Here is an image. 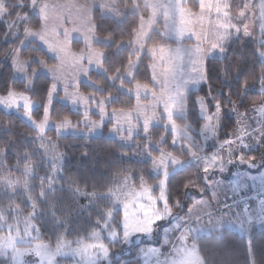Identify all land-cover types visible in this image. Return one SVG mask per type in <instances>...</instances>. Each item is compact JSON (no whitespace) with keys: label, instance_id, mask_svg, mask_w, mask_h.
Wrapping results in <instances>:
<instances>
[{"label":"rangeland","instance_id":"obj_1","mask_svg":"<svg viewBox=\"0 0 264 264\" xmlns=\"http://www.w3.org/2000/svg\"><path fill=\"white\" fill-rule=\"evenodd\" d=\"M102 2L103 0H35V2L29 0L31 16L36 15L40 19L39 27H34L28 24L31 16L21 12V8L18 9L14 19L7 17L6 0H0V19L5 22L8 32L5 39L8 42L17 41L8 58L15 77L25 81L29 88L33 86L39 75L49 77L55 85V89L51 87L49 91L44 107V118L41 121L34 120L32 116V112L39 105L38 102L31 100L24 93L0 94V108L8 113H20L38 132L37 139L40 143L45 140L44 134L51 129L59 135L94 137L102 135L105 125L111 122L108 131H105L108 137L117 139L124 146H135L141 152L147 153L148 148L158 146L151 144L152 127L163 125L173 134V144L182 147L189 156L184 159L166 152L159 155L166 158V164L153 163L152 173L161 176L157 193L150 186L151 195L156 197L155 201L150 200L148 194L143 192L147 184L138 187L134 185L132 174L121 175L115 185L100 196L111 205L112 208L109 210L103 209L97 203L95 195L75 190L74 197L77 201H81V204L71 211V214H80L85 218L87 214L93 212L97 223L90 233L73 239L66 238L67 232H72L74 228L71 225L72 216L67 219L53 216L57 223L54 224L64 228L56 230L50 228L52 242H48L41 240V232L35 222L37 210L30 215H24L18 209L6 212L0 209V226L4 230L0 237V256L4 264H113L117 259L119 264L137 259L141 264H172L173 261H178L180 264H204L195 241L198 236L215 233L223 228L239 232L236 225L242 221V218L238 216L233 218L231 213L216 214L203 222L199 217L219 204L223 191L227 189L228 183H223L219 178V170L225 171L230 184L236 183L228 176L232 174L233 163L243 176L257 177L256 173L261 167L260 161L249 160L244 152L248 151L250 137L254 138L261 132L264 102L249 114L239 116L238 129L224 142L218 141L216 133L222 114L217 113L216 110L209 113L203 99L199 100L200 114L205 119L199 131L200 138L193 135L189 125L182 126L177 122L174 124L173 121L175 116H186L188 93L206 82V75L196 82L193 81L195 77L203 74L209 57H223L230 42L236 38H242L247 42L264 43V0H237L236 10L232 9V0H132L131 4H121L122 0H107L111 8L118 10L119 16L107 8H101ZM20 4L23 7L24 4ZM95 9H99L102 15L119 22L131 14L142 16L133 40L118 45V50L128 47L137 56L123 73L111 79L113 84L117 79L131 80L142 55L146 54L151 59L149 68L152 87L136 84L127 88L122 83L118 84V88L135 99L136 102L131 109L110 108L109 102L113 97L104 98L87 93H84L87 94V104H83L80 99L75 103L72 102L73 95L79 96L82 93L79 90L80 83H88L94 89L100 90V87L90 80L91 71L105 73L106 53L95 47V44L108 43V40L100 39L96 34L93 22ZM145 11L147 16L143 17ZM155 32L171 43L147 46L149 38ZM225 35L226 38L221 41L224 51L220 48L208 51L212 43ZM41 36L44 39H41ZM74 41L80 42L82 46L73 48ZM35 42L57 61L56 65H49L44 60L35 58L39 65L30 71L31 61L24 60L20 53ZM161 46L168 50L163 59L160 58ZM198 48H203L205 51L199 53ZM97 52H102L101 64L96 63ZM90 57H92L91 62ZM193 68L198 71L193 72ZM181 87L184 88L182 96L179 95ZM55 100H60L72 109L80 111L83 114L81 121L72 123L74 127H59V121H52L50 117ZM177 100L180 104L178 108L173 107ZM101 107L106 115L102 113ZM85 112L88 113V118L84 117ZM209 115L213 117V122L206 127V117ZM102 117V124L94 127L93 121L101 120ZM114 123L115 129L112 128ZM245 124L253 125L248 128L250 129L248 133H244ZM45 141L48 142V139ZM226 145L232 148L224 149ZM44 150L53 167V178H56L61 169L60 155L49 143L44 146ZM231 150L234 153L239 152L237 158L229 154ZM146 155L148 159L154 160V156L149 153ZM212 155H218L222 159L214 163L206 172L209 197H195L186 208L183 204H180L176 210L171 207L173 215L156 223L150 235L135 231L155 215L157 208L160 211L166 210L162 197L166 195L167 180L173 171L191 163L205 165V157H208V162L212 163ZM31 202L34 203L33 200ZM125 203L130 205L128 209H125ZM141 205L144 209L140 208ZM147 209L151 211H146ZM117 211L121 212L120 220H117L115 215ZM125 211L128 212L127 218L124 217ZM177 221L181 225L179 228L175 227ZM244 227L246 233L251 232L252 227ZM125 231L131 233L128 239L124 237ZM142 241L152 243L145 244L141 243ZM101 244L110 249L107 255L99 247ZM135 245H137L135 254L122 260L123 255L132 254Z\"/></svg>","mask_w":264,"mask_h":264},{"label":"trees","instance_id":"obj_2","mask_svg":"<svg viewBox=\"0 0 264 264\" xmlns=\"http://www.w3.org/2000/svg\"><path fill=\"white\" fill-rule=\"evenodd\" d=\"M28 2L29 0H6L7 17L14 19L19 8L21 12L31 16ZM131 2L132 0H122L121 4H131ZM232 2V9L236 10L237 0ZM20 3L24 4L23 7ZM142 15L147 16V11ZM141 17L139 14H131L119 22L102 15L99 9L93 11L97 36L108 40V43L95 44V47L106 53L105 73L91 71L90 80L98 85L100 90L83 82L79 85L82 93L95 94L104 98L113 97L109 102L110 108L131 109L134 107L135 99L118 88V84L122 83L127 88L136 84L153 86L149 68L151 59L146 54L142 55L131 80L117 79L115 84L111 81L116 75L123 73L137 56L128 47L118 50V45L121 42L133 40ZM29 20V25L39 27L38 16L32 15ZM7 33V26L0 19V94L8 95L11 92H18L28 95L31 100L38 102L39 105L32 112V116L34 120L41 121L44 118L45 103L54 82L45 75H39L33 86L29 88L25 81L15 77L8 58L17 41H6ZM108 34H111V38H106ZM161 43L171 42L164 40L159 33L155 32L149 38L147 46ZM72 45L73 48L82 46L77 41H74ZM20 54L24 60L31 61L30 71L39 65L35 58H40L49 65L57 64V61L37 46L36 42L24 48ZM263 55L264 43L247 42L242 38H236L230 42L223 57H209L206 60V82L188 93L186 116H175L174 121L182 126L189 125L193 135L200 138L199 131L205 119L200 114L199 100L205 101L209 113L215 112V102L218 100L222 109V118L217 139L219 142L230 139L240 124L239 116L249 114L251 110L264 102ZM245 81L246 86H242ZM228 112L230 114H227ZM66 116L73 124L83 118L80 111L72 109L60 100H55L51 108V120L62 122ZM109 126L111 122L105 125L102 135L94 137L59 135L51 129L44 134L48 142L43 140L40 143L37 139L38 132L25 121L20 113H8L0 108V209L3 212L18 209L24 215H30L37 210L35 222L40 229L41 240L48 242H52L50 228L54 230L64 228L54 224L56 220L53 216L59 219L72 216L71 225L74 228L72 232H67L66 238L73 239L90 233L97 223L93 212L87 214L85 218L80 214H71V211L81 204V201H77L74 197L75 190L95 195L97 203L103 209L109 210L112 208L111 205L100 196L107 193L121 175L132 174V182L135 186L147 184L157 193L161 176H155L152 173L153 161L147 158V153L154 157L162 152L184 159L189 156L182 147L173 144V134L163 125L152 127L151 144L158 146L148 148L147 153L141 152L135 146H124L117 139L108 137L105 131H108ZM250 127L253 125L245 124L244 132L250 130L248 129ZM48 143L61 158V169L56 178H53V167L44 150V146ZM142 145H145L144 140ZM252 145L255 147L250 149L247 157L254 156L260 161V166H264V120L258 139ZM203 167V163H191L171 173L166 184V195L174 210L178 209L175 203L177 198L186 208L195 197L209 196L207 174L202 171ZM32 200L34 203L31 202ZM115 215L117 220L121 219L120 211L115 212ZM77 225L80 229L76 228ZM3 233L4 230L0 226V237ZM252 239L255 247L248 251L244 248L237 231L224 228L215 233L197 237L196 244L204 264H264V255L260 251V241L264 240V232L254 230ZM141 243L151 244L152 242L142 241ZM136 246H133L132 254L123 255L122 260L132 257ZM123 263L141 264V261L137 259ZM0 264H4L1 256ZM113 264H119V260H115Z\"/></svg>","mask_w":264,"mask_h":264},{"label":"snow or ice","instance_id":"obj_3","mask_svg":"<svg viewBox=\"0 0 264 264\" xmlns=\"http://www.w3.org/2000/svg\"><path fill=\"white\" fill-rule=\"evenodd\" d=\"M33 2H35V0H33ZM101 8H107L109 11L114 12L117 16L120 15V13L118 12V10L111 8L107 4V0H103V2L101 4ZM245 34L247 35L248 33H245ZM106 38H111V34H108V36H106ZM225 38H226V35L225 36H221L220 39L217 42H214V43L211 44V47H210V49H208V51H210L211 49H215V48H220L221 51H224V49L221 47V41L223 39H225ZM41 39H44V37L41 36ZM89 40H90V38H89ZM167 51L168 50L165 49L164 46H161V48H160V52L162 54L161 57H160L161 59L164 58V54H166ZM197 51L199 53H203L205 51V49L198 48ZM153 54L155 55V53H153ZM101 57H102V52H97L96 53V57H95L97 64H101L102 63ZM91 59H92V57H90V62H91ZM192 71L193 72H197L198 69L193 68ZM206 72H207V68H206V64H205V67H204V70H203V74L200 75V76L195 77L193 82H196L198 79L203 78V76L206 75ZM186 83H187V81H186ZM246 83H247L246 81L243 82L242 83V86H246ZM51 87H52L53 90L55 89V85L54 84L51 85ZM183 94H184V88L181 87L180 90H179V95L182 96ZM71 99H72V102L73 103H75L77 99H80L83 104H87L88 103L87 94H84V93H81L79 96L73 95L71 97ZM13 102H15V101L13 100ZM215 105H216V112L217 113L221 112L222 109L220 107V101L217 100L215 102ZM173 107H177V108L180 107L179 100H177V103H175L173 105ZM204 107H205V110H207L206 109V106H204ZM101 111H102V113H104L106 115V113L104 112L103 107H101ZM84 117L85 118H88V113L87 112L84 113ZM102 119H103V117L101 118V120L93 121V126L95 127L97 125H101L102 124ZM169 119H171V116H169ZM212 122H213V117L211 115L207 116L206 117V125L205 126L207 127ZM173 123L175 124V121H173ZM58 126L59 127H66V126H73L74 127L75 125H73L72 122H71V119L66 116V117H64V122L63 123L58 122ZM115 127H116V124L114 123L112 125V128L115 129ZM41 131H43V126L42 125H41ZM241 158H242V156H241ZM221 159L222 158L220 156H218V155H212L211 156L212 163H209L208 162L209 161V158L208 157H205V165H204L202 171L208 172L209 169L213 166V164L216 163V162L221 161ZM252 159H255V157L252 156V157L249 158V160H252ZM174 162H176V161H174ZM153 163L155 165H164V164H166V158L163 157V156H155L154 157V160H153ZM221 170H223L222 167H221ZM164 183L166 184V181ZM143 192L146 193V194H148V197H149L150 200H152V201H155L156 200V197H154V196L151 195V187L150 186L145 185L144 188H143ZM162 198H163L164 203L166 205V210L165 211H160L157 208L155 215L153 217H150L148 219V222L147 223H145L142 227L135 229V231L143 232L145 234H149L150 235L153 232V230H154L153 226L156 223H158L160 220H165L168 217H170V216L173 215L172 208H171V205L168 202L167 196L165 195ZM175 203H176V205L178 207L180 206V201H179L178 198L176 199ZM129 207H130V205L128 203H125V209H128ZM140 208L141 209H144V206L141 205ZM146 211H151V209H147ZM127 216H128V212L125 211L124 217L127 218ZM248 223L249 224H252L253 221L251 219H249L248 220ZM221 224L223 225V218L221 219ZM259 224L264 225V214L261 215L260 220H259ZM180 226H181L180 225V222L177 221L176 224H175V227L179 228ZM231 226L232 225L230 224L229 227H231ZM236 227H238V229H239V234H240L241 242H242L244 248L246 250H248V251H251L255 247V243H254V241L252 239L251 232L248 231L246 233V230H245L243 221H241L238 225H236ZM130 235H131V233L129 231H125L124 232L125 239H128ZM99 247L102 248V250L105 253V255H107V253L110 251V249L106 245L101 244V245H99ZM260 251H261V254L264 255V240L260 241ZM172 264H180V262L173 261Z\"/></svg>","mask_w":264,"mask_h":264},{"label":"crops","instance_id":"obj_4","mask_svg":"<svg viewBox=\"0 0 264 264\" xmlns=\"http://www.w3.org/2000/svg\"><path fill=\"white\" fill-rule=\"evenodd\" d=\"M184 113H185V111H184ZM218 127H217V130H216V133L218 131ZM248 131L245 130L244 133H248ZM259 134L260 133H257L254 138L250 137V139L248 140V142H249L248 143V147L249 148H248V151L244 152V155L248 159H249V157H247V154L249 153L250 149L253 146L255 147V145H252V144L258 139ZM252 140H253V143H252ZM228 147L232 148V146L226 145L224 147V149H226ZM241 152H243V151L241 150ZM238 153L239 152L234 153L232 150L229 152L230 155L235 156L236 158L238 157ZM231 167H232V171H231L232 174L228 175V176H230V178H232L236 183L235 184L234 183L230 184L229 179H227V177L225 176V171L224 170L222 172L220 170L218 171L219 178L223 181V183H225V184L228 183L227 189H225L223 191V193H222L223 197H221V200L219 201V204H217L213 208L207 210V212H205L204 215H201L199 217L200 221H202V222L206 221L209 217H212V216H214L216 214L224 215L225 213H231L233 218L235 216L241 217L242 221L244 223V226H247V228L252 227L251 234L253 233L254 230H260V231L264 232V225L259 224L260 217H261L262 214H264V201L261 202V203L253 202V204L250 207L244 208V209L243 208H239V207H234L231 210H223V211L220 210V205L224 201L223 199H227L232 194H235V193L244 194V193H248V192H250L252 190H255V189H263L264 188V166H261L259 168V170L257 171V173H256L257 177L243 176L240 173V171L237 170L236 164H234V163L232 164ZM233 171H234V177H233ZM249 219H251L253 221L252 224L248 223ZM227 229H230V228H227ZM232 230H234V229H232ZM234 231H236V230H234ZM203 235H205V234H203Z\"/></svg>","mask_w":264,"mask_h":264},{"label":"built area","instance_id":"obj_5","mask_svg":"<svg viewBox=\"0 0 264 264\" xmlns=\"http://www.w3.org/2000/svg\"><path fill=\"white\" fill-rule=\"evenodd\" d=\"M264 201V188L256 189L250 193L234 194L229 199L222 202L220 210H231L238 206L248 208L253 202L261 203Z\"/></svg>","mask_w":264,"mask_h":264}]
</instances>
